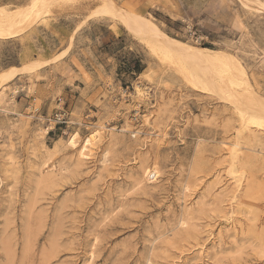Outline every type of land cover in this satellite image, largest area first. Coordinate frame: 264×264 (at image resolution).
<instances>
[{
    "label": "rangeland",
    "instance_id": "374dc122",
    "mask_svg": "<svg viewBox=\"0 0 264 264\" xmlns=\"http://www.w3.org/2000/svg\"><path fill=\"white\" fill-rule=\"evenodd\" d=\"M0 264H264V0H0Z\"/></svg>",
    "mask_w": 264,
    "mask_h": 264
},
{
    "label": "trees",
    "instance_id": "16d2710c",
    "mask_svg": "<svg viewBox=\"0 0 264 264\" xmlns=\"http://www.w3.org/2000/svg\"><path fill=\"white\" fill-rule=\"evenodd\" d=\"M208 46V45H204ZM124 67L127 72L130 73H139L142 70L141 64L138 60L133 61H124Z\"/></svg>",
    "mask_w": 264,
    "mask_h": 264
},
{
    "label": "bare ground",
    "instance_id": "6f19581e",
    "mask_svg": "<svg viewBox=\"0 0 264 264\" xmlns=\"http://www.w3.org/2000/svg\"><path fill=\"white\" fill-rule=\"evenodd\" d=\"M14 76V73L13 74H11V75H8V76H6L4 79L5 80H9V79H11L12 77ZM141 95V94H140ZM91 136H89V137H87L86 139H85V145L89 142L90 143V141H91V139L93 138V136H94V134H93V136H92V134H90ZM92 142V141H91ZM70 144H74V142H73V140L71 139V141L69 142ZM85 145H84V147H85ZM83 147V148H84ZM88 150V149H87ZM82 152H84V150L82 151ZM85 153V152H84ZM82 155V154H81ZM83 156H85V155H83ZM80 157V156H79ZM82 157V156H81ZM80 157V158H81ZM147 168V167H146ZM145 171L147 172V175H148V173H149V175H150V172H151V169H145ZM152 171H154V173H156V171L154 170V169H152ZM145 172V173H146ZM152 174V173H151ZM155 175V174H154ZM152 176V175H151ZM150 177V176H149ZM152 178V177H151Z\"/></svg>",
    "mask_w": 264,
    "mask_h": 264
}]
</instances>
